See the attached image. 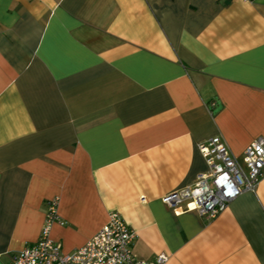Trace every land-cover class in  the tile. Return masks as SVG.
<instances>
[{
  "label": "crops",
  "instance_id": "obj_1",
  "mask_svg": "<svg viewBox=\"0 0 264 264\" xmlns=\"http://www.w3.org/2000/svg\"><path fill=\"white\" fill-rule=\"evenodd\" d=\"M215 135L264 138V0H0V264L54 198L63 252L118 212L144 259L264 264V178L209 220L161 202Z\"/></svg>",
  "mask_w": 264,
  "mask_h": 264
},
{
  "label": "built area",
  "instance_id": "obj_2",
  "mask_svg": "<svg viewBox=\"0 0 264 264\" xmlns=\"http://www.w3.org/2000/svg\"><path fill=\"white\" fill-rule=\"evenodd\" d=\"M213 106L214 103L212 102ZM220 135L200 142L198 149L208 165L194 183L166 193L161 202L195 210L207 220L215 218L243 192H253L264 178V138H256L235 155ZM57 199L47 201L40 237L24 246L9 264H165L168 255L157 254L148 260L132 249L135 232L118 212L109 213L106 224L82 247L61 251V244L50 237L53 223H64L57 213Z\"/></svg>",
  "mask_w": 264,
  "mask_h": 264
}]
</instances>
